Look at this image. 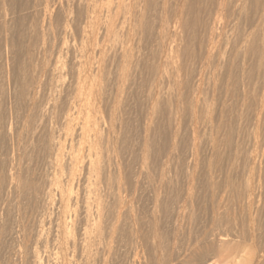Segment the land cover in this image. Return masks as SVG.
Masks as SVG:
<instances>
[{"label": "rangeland", "instance_id": "374dc122", "mask_svg": "<svg viewBox=\"0 0 264 264\" xmlns=\"http://www.w3.org/2000/svg\"><path fill=\"white\" fill-rule=\"evenodd\" d=\"M3 1L0 0V4L8 10L3 7L2 10L9 14L6 22L0 23V264H35L32 251L39 253L43 264H48L43 251L55 237L54 213L30 192H14L3 181L13 166L17 172L21 171L19 178L26 173L23 175L28 179L26 182L42 188L46 181L49 137L59 125L53 123L50 127L38 121V111L48 97L47 88L36 89L34 96L30 94L32 78L37 75V63L42 57L33 45L36 42L33 34L36 17L31 11L33 0ZM62 1L63 11L73 13L75 5L69 0ZM263 3L264 0H226L222 6L226 27L223 31L220 26L216 29L217 37L221 35L219 44L223 51L205 66V41L210 36L218 1H141L140 20L131 37L133 51L125 77H121L123 72L116 49L107 54L99 73L98 107L105 118L110 117L109 114L112 117L115 162L121 170L122 194L126 195V208H130V212L127 213L126 208L121 212L108 255L103 254L99 246L98 252L87 262L79 249H72L68 255L74 264H234L246 259L250 264H264V147L263 158L256 161L258 169L252 176L255 190L248 192L246 187L250 180L246 169L251 165L250 145L246 139L254 131V105L261 91ZM247 35L251 44L246 50L242 43ZM120 38L121 32L117 40ZM164 53L174 59L168 61ZM63 58L64 89L54 93V99L58 96L57 108L61 104L53 111L54 116L64 107L72 83L69 55ZM46 59L48 63L53 61ZM170 62L175 63L174 68ZM212 66L218 68L208 75L207 70ZM199 72L203 82L198 81ZM255 91L258 94L254 97ZM257 130L264 131V122ZM23 177L20 179L25 181ZM111 212L106 215L107 221L112 218L113 210ZM69 221L72 237L79 244L81 224L73 216ZM19 246L26 247L24 251L16 250Z\"/></svg>", "mask_w": 264, "mask_h": 264}, {"label": "bare ground", "instance_id": "6f19581e", "mask_svg": "<svg viewBox=\"0 0 264 264\" xmlns=\"http://www.w3.org/2000/svg\"><path fill=\"white\" fill-rule=\"evenodd\" d=\"M4 1H6V0H4ZM141 1L142 0H69V2H72L75 5L74 6V12L71 14L63 11V1L62 0H33L32 1V8L29 7V8H31V11H33L32 14H34L36 17L35 25H34V23H32L34 25V27H33L34 33L33 34L36 35V39H35L36 42L33 45H35L37 52L39 54H41V56H42V57H39V59H41V61L39 62L40 64L37 63L38 70H37V73L35 72V74H37V75H35V77L32 78L33 83L31 84V86L29 85L31 87L30 94H31V96H34L35 93L37 94L36 89L38 90L39 88H41V89L47 88V93H48L47 99L41 105V107L38 111L39 112V114H38L39 120L36 119V121L38 120L40 124L44 123L45 126L50 125V127H51V124H53V123L58 124L59 127L54 133L51 131L52 132L51 137H49L48 146H47V154H46L48 156H45V157H47V161L45 159V161H46V166H45L46 170L45 171H47L46 172V181L44 182L45 184L42 188H38V187L33 186L32 184L26 182V181H28V179L25 180V178H24L25 176L23 177V175H25L26 173L22 175V177L24 178L25 181L20 179L22 177L19 178V176H18L19 172H17L13 166L10 167L11 169L9 170V173L5 174V175H7L6 180L3 182H5L6 187L8 189H11L14 192H23V193L25 191H26L25 193H27V191L30 192V194H32V197L34 196L37 199L39 198L38 200L41 201L40 203H42L44 206H46V208L51 209V211L54 213V226H55V230H56L55 237H54V240L50 246L45 245L44 251H43V253L47 257V263L48 264H74L73 258L68 255L72 249H79L81 256H83L87 262L92 258L93 254H96L98 252L99 246H100V251H102L103 254L108 255L111 252L110 251V244H111L110 241H111L112 235L114 234V232L116 230V226L120 222L119 219L122 216V215L120 216V214H122L121 212L123 211V209H125L128 206L127 201L125 200L126 195L122 194V191H123L122 187H124V186H122L123 183H122V180L120 177L121 170H119L120 169V168L118 169L119 166L117 167V165H116V162H115L116 158L114 155L115 149L113 151V146H112V141H113L112 136L114 133V125L112 123V117H111V114H109L110 117H108V115H107L108 118H105L102 115V113L98 107V104H100L99 99H100V89H101V88H99L100 80H101V79H99V75H100L99 73H101L103 70L104 62H105V58H106L107 54L109 52H112V50L116 49L117 50V57L121 63V67H122L121 71L123 72L121 77H125L124 71H125L127 64L130 63L129 57L131 55V52L133 51V50H131V44H132L131 43V40H132L131 37L133 36V34L135 32L136 24L139 23L138 21L140 20L138 14H139ZM217 1H218V7H217V10L215 11L216 12L215 16L211 22L212 24H210L211 25V27L209 29L210 34H208V36L209 35L210 36H209L208 41H205L206 42V45H205L206 51L204 53H206L205 59L207 60L206 63L203 62V63H205V66L207 63H209V61L211 59L215 58L216 56H219L220 52L223 51V50L221 51L222 46L219 44V38L221 37V35H218V37H217L216 29H218V27L220 26L219 28L223 31L226 27V23L224 22L223 14H222V12H223L222 6L225 4L226 0H217ZM172 2H175V1H172ZM179 2H180V0H179ZM1 4H0V6H1L0 7V10H1V12H0V19H1L0 23L3 25L4 22H6V17H7L6 15H8L9 13L6 14L5 10H8V9L4 8ZM168 5H169V3H168ZM5 6H6V4H5ZM2 7L5 10H2L3 9ZM164 7L166 8V4ZM263 7H264V3H263ZM175 9H177V8H175ZM23 10H26V9H23ZM263 12H264V9H263ZM25 15H27V14H25ZM27 16L29 17L30 15H27ZM23 18H24V15H23ZM29 19H28V21H29ZM10 20H11V18H10ZM7 23H6V25H7ZM19 23H21V22H19ZM175 25H177V24H175ZM119 28H121V31H119ZM174 28H175V26H174ZM0 29H1V27H0ZM27 30H29V29H27ZM6 32L8 33V30ZM119 32H121L120 41L117 40V36H118ZM32 35H30V36H32ZM57 36H59L58 40H56ZM248 36L249 35H247V37L244 38L243 43H242V47L246 50L248 47H250L249 44H251ZM18 38H20V36ZM33 41H34V39H33ZM2 47H4V46H2ZM8 47L9 46H7V48ZM172 47L174 48V46H172ZM263 48H264V45H263ZM16 49H18V48H16ZM174 50H175V48L173 49V51ZM25 51H27V50H25ZM10 54H11V52H10ZM25 54H27V53H25ZM65 55L66 56L69 55V58H70V60H69V58H68V60L70 61V65H71L70 68H71V72H72V78H71L72 83L70 86L65 84L66 88H68L67 86L70 87V89L68 90L69 91L68 98L65 99V96H64V99L67 101H66L65 105L63 104L64 107L63 106H62L63 108L61 107L62 108L61 112L58 111L60 113L57 114L56 116H54L53 111H55V109L60 108V106H61V104H59V106L57 108L55 99H57L58 96L56 95L57 98H55V99L53 98V96L55 95L54 94L55 92H57V94H58V91L64 85L63 80H65V78H64L65 75H64L63 69H65V68H64V62H63L62 58ZM132 56H133V54H132ZM28 57H30V56H28ZM165 57L168 59V61L170 59H172V60L174 59L172 56L171 57L168 55L166 56V54H165ZM46 58H49V61H50V59L53 60L52 63L46 62L45 61V60H47ZM2 61H1V63H2ZM36 61H34V62H36ZM174 62H170V64L172 63L173 68L175 65ZM28 64L29 63H27V65ZM105 65H106V63H105ZM8 66H10V65H8ZM205 66H203V67H205ZM26 67H28V66H26ZM36 67L37 66H34V68H36ZM180 68H181V66H180ZM217 68L216 67L213 68V66H212V69H208V68H207L208 70L206 68L205 69L207 70V73L209 75V74H214L216 72ZM259 68L261 69V72H262V74L259 73L261 75V80H260L261 81V85H260L261 91H260L259 95L257 96V94H258V93L256 94L257 90L254 88V90H256V91H255V93L252 94V95L256 94V96H257L256 97L257 101H256V98H254L255 100L253 99V101H256V105H254L255 106L254 124L251 123V124H253L252 128H254V131H252L250 133L248 140L245 138L246 141H249L250 152H249L248 156H249V160L251 162L249 169H246V171H248L250 174V180L248 181V184L246 183L247 186L245 185L247 187L248 192H252L253 190H255L254 188L256 187V184H255V181L253 180L252 176L254 177V173L256 172V168L258 167V166L255 167V164L257 163L256 161L259 160L261 157L263 158L262 155H263V147H264V131L262 133H260L257 129H258V126H260V124L264 122V52L261 54V57H260ZM26 70L28 71V69H26ZM204 71L205 70H203L202 75L204 74ZM3 72H4V70H3ZM115 72H117V70H115ZM126 72H128V71H126ZM32 73H33V71H32ZM29 75H31V73ZM63 75H64V77H63ZM115 76H117V75H115ZM198 76H199L198 81L203 82V79H202L203 76H201V73ZM205 76H207V75H205ZM211 76L212 75H210V77ZM13 77H15V76H13ZM70 77H71V74H70ZM104 79L105 78H103V82H104ZM115 80H116V78H115ZM195 81H197V80L195 79ZM69 83H67V84H69ZM118 83H120L119 80H118ZM197 83H199V82H197ZM24 85H27V84H24ZM258 86L259 85H257L256 88H258ZM197 88H199V85ZM27 89L29 90V88H27ZM63 89H64V87H63ZM120 89H121V87H120ZM244 91H245V89H244ZM199 92H200V88H199ZM61 93H63V92H61ZM194 94H195L194 96H196L195 92H194ZM200 94H201V92H200ZM114 95H113V97H114ZM117 95H119V94H117ZM244 95L246 96V94H244ZM249 96H251V95H249ZM254 97H255V95H254ZM249 98H247L246 100H248ZM33 99H35V98L33 97ZM60 99H61V97H60ZM10 101H12V100H10ZM243 101H245V99H243ZM3 102H5V101H3ZM32 102H33V100H32ZM62 102L58 101V103H62ZM115 102H116V98H115ZM199 102L200 101L198 100V103ZM39 103L40 102H38V104ZM28 105H29V103H28ZM242 106H244V105H242ZM30 107H32V106H30ZM196 107L199 108V106H196ZM13 108H14V106H13ZM27 108H28V106H27ZM253 109L254 108H252V110ZM30 111H32V110H30ZM35 112H36V114L38 113L37 111H35ZM195 112H197V111H195ZM52 115H53V117H51ZM240 119H242V118H240ZM191 121H192V119H191ZM36 123H38V122H36ZM3 125H5V124H3ZM21 125H23V124H21ZM32 125H33V123H32ZM6 127H8V125ZM24 127L26 128L27 125ZM27 128H26V130H27ZM261 128L263 129V127H261ZM8 129H10V127ZM47 129H48V127H47ZM53 129H55V128L53 127ZM23 130H25V129H23ZM49 130H50V128H49ZM6 131L7 130H5V132ZM26 134H28V133H26ZM26 134H25V137H26ZM238 134H240V133H238ZM241 135L243 136L242 132H241ZM14 136H16V135H14ZM32 136H34V135H32ZM245 136H248V134ZM17 139H19V138H17ZM115 140H116V138H115ZM11 141H13V140H11ZM19 141H21V139ZM27 141L28 140L26 139V142ZM42 141H44V140H42ZM243 142H244V140H243ZM29 143H30V141H29ZM20 145H21V142H20ZM190 145H191V143H190ZM238 145L240 146V144H238ZM238 145H236V146H238ZM17 148H19V147L17 146ZM235 148L237 149V147H235ZM237 150H239V149H237ZM43 152H44V150H43ZM13 153L15 154L16 152L14 151ZM19 153H21V152H19ZM41 155H43V154L41 153ZM192 157H194V156H192ZM8 158H10V157H8ZM11 159H13V158H11ZM22 159H24V158H22ZM13 160L11 161V163L13 162ZM15 164H14V166H15ZM23 165H22V167H23ZM21 170H22V168H21ZM114 170H117V173H114ZM19 174H21V171ZM244 180H245V178H244ZM29 182H31V181H29ZM2 185H3V183H2ZM14 195H15V193H13V196ZM243 195H245V194H243ZM10 197H12V196H10ZM3 199H5V198H3ZM30 199L32 200V198H30ZM242 199H243V197H242ZM111 200L113 201L112 204H110ZM14 202H15V200H14ZM252 202H253V200H252ZM253 206L254 205H252V207ZM126 209H128V208H126ZM129 209L127 210V213L130 212ZM250 209H251V207H250ZM111 210H113L112 218L110 221L109 220L107 221L106 215L108 212H111ZM72 216L78 218L79 223L81 224L82 233L80 235V243L79 244H76V242L74 241V239L72 237L71 231H70V227H69L70 221L69 220ZM252 233H254V232H252ZM104 234H107L106 238H104ZM222 243H223V241H222ZM25 247L19 246L16 250H19V251L23 250L24 251ZM31 258L33 259L35 264H43L38 252L32 251L31 252ZM233 258H234V256H233ZM259 259L260 258H258L256 261H259ZM209 264H213V263H209ZM234 264H250V263L246 259V260H241V261H237V262L235 261Z\"/></svg>", "mask_w": 264, "mask_h": 264}]
</instances>
